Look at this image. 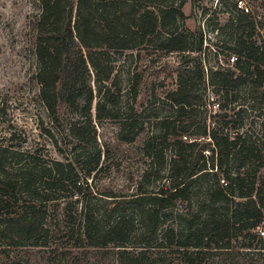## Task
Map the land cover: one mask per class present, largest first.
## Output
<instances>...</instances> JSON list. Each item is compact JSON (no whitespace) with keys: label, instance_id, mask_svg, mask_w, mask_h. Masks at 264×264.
Instances as JSON below:
<instances>
[{"label":"trees","instance_id":"obj_1","mask_svg":"<svg viewBox=\"0 0 264 264\" xmlns=\"http://www.w3.org/2000/svg\"><path fill=\"white\" fill-rule=\"evenodd\" d=\"M186 2L38 0L34 55L46 109L54 113L66 84L69 94L89 93L86 122H91L94 92L102 95L94 108L98 117L118 114L116 98L105 88L115 73L113 54L141 46L187 53L185 59L199 52L203 33L185 27L181 9ZM221 13L229 18L218 29L222 45L215 57L232 55V60L226 66L220 60L211 65L180 60L175 86L158 101L169 115L156 117L143 141L149 164L137 193L83 195L74 213L64 209L63 224L49 225L47 203L57 200V192L82 189L76 169L59 162L29 168L30 156L0 144V264H41L36 253H42L43 264L64 258L69 264H202L206 256L242 264L244 255L264 264V232L259 231L264 221V23L236 4ZM82 70L93 76L92 84L81 77ZM138 83L133 82L134 96ZM208 89L218 106L209 123L202 96ZM249 112L259 113L261 137L255 140L248 129H236H242ZM136 117L128 108L119 124L120 141L132 142L144 132ZM84 126L74 136L80 145L87 141ZM183 135L209 142H185ZM149 186L154 189L147 191ZM193 196L199 200L195 206ZM235 241L244 255L232 249Z\"/></svg>","mask_w":264,"mask_h":264},{"label":"rangeland","instance_id":"obj_2","mask_svg":"<svg viewBox=\"0 0 264 264\" xmlns=\"http://www.w3.org/2000/svg\"><path fill=\"white\" fill-rule=\"evenodd\" d=\"M233 4L264 23V0H200L196 4L187 0L181 11L187 18V29L192 32L198 28L202 30L203 40L199 52L192 53L185 59L187 53H166L154 46L150 49L141 46L119 55L113 54L111 61L114 62L115 73L105 88L116 98L113 99L117 102L114 111L119 113L113 112L114 117L108 114L98 117L94 108L102 95L100 97L94 92L89 123L84 118V104L89 97L87 91L77 97V91L69 94L64 84L58 92L54 113L46 109L40 98L34 55L36 22L40 13L38 0H0V144L11 146L30 156L26 159L29 168H49L54 162L71 164L80 178L81 190L69 186L67 192H57L54 197L57 200L47 203V224H63L67 220L64 211L71 209L74 213L80 207L84 196L101 198L106 194H114L123 197L137 193L141 176L149 164V159L142 151L143 141L146 133L152 132L156 117L169 115L158 101L175 86L177 71L181 67L180 60H205L209 65L213 60H220L223 66H226L227 60H232V55L228 58L223 55L215 57V53L219 52L222 45L218 38V29L224 26L229 18L221 12L226 7L231 8ZM81 72V77L92 84L93 76L89 71ZM137 79L139 83L134 96L133 82ZM97 88L95 85V89ZM210 90L202 95L204 108L208 110V123L209 115L213 116L218 112L215 101L217 97H214ZM105 107L109 109L106 105ZM130 107L137 112L135 120L138 122V128L142 125L145 129L132 142L127 143L120 141L118 135L119 124ZM258 114L247 113L242 129L239 128L240 125L236 126V129H248L253 134V140L260 138L261 134L256 125ZM83 125V138L87 141L80 145L74 136H77L76 130ZM181 139L185 142H209L206 138L185 135ZM31 159L36 162L35 166ZM260 175L264 176V170H260ZM38 186L41 192L46 187L42 182ZM152 189L153 186L146 187L147 191ZM52 196L54 195H51L50 199ZM197 201V197L193 196V205ZM177 205L180 210V203ZM259 231L264 232V221ZM239 245L236 241L232 242V249H239L244 255L246 251L240 249ZM41 254H34V258H38L37 262L43 264V260L39 259ZM244 257L242 264H255V261H252L255 258L245 255ZM69 262V258H64L61 263L49 261L48 264ZM202 264L230 263L219 262L216 257L206 256Z\"/></svg>","mask_w":264,"mask_h":264},{"label":"built area","instance_id":"obj_3","mask_svg":"<svg viewBox=\"0 0 264 264\" xmlns=\"http://www.w3.org/2000/svg\"><path fill=\"white\" fill-rule=\"evenodd\" d=\"M262 234V233H261Z\"/></svg>","mask_w":264,"mask_h":264}]
</instances>
